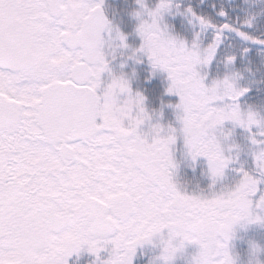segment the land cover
<instances>
[{"label":"snow or ice","instance_id":"obj_1","mask_svg":"<svg viewBox=\"0 0 264 264\" xmlns=\"http://www.w3.org/2000/svg\"><path fill=\"white\" fill-rule=\"evenodd\" d=\"M0 264H264V0H0Z\"/></svg>","mask_w":264,"mask_h":264}]
</instances>
